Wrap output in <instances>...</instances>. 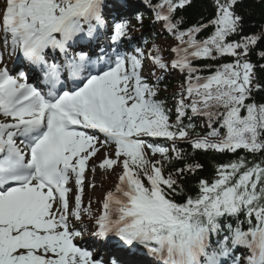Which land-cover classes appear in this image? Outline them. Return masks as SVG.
Returning <instances> with one entry per match:
<instances>
[{
	"label": "snow or ice",
	"instance_id": "6c2138e0",
	"mask_svg": "<svg viewBox=\"0 0 264 264\" xmlns=\"http://www.w3.org/2000/svg\"><path fill=\"white\" fill-rule=\"evenodd\" d=\"M198 2L141 0L173 41L146 52L125 50L129 10L144 21L133 0H0V264H264V64L251 60L264 0H212L210 18ZM245 3L261 6L258 33L244 34ZM172 71L169 108L157 97ZM181 142L235 158L187 193L203 165ZM117 168L114 188L88 194Z\"/></svg>",
	"mask_w": 264,
	"mask_h": 264
},
{
	"label": "trees",
	"instance_id": "16d2710c",
	"mask_svg": "<svg viewBox=\"0 0 264 264\" xmlns=\"http://www.w3.org/2000/svg\"><path fill=\"white\" fill-rule=\"evenodd\" d=\"M245 8L252 7L254 9V14L250 18L245 19V27H244V34H255L260 31L259 25L261 24V6L259 4L255 5H249L248 3H245L244 5ZM190 12L192 10H189ZM196 13L202 14L206 17H211L214 9L212 6V0H199L197 7L195 9ZM147 25V24H145ZM258 51H264V40L260 41V44L256 46V48L253 50V54L251 56V60L254 63L257 64H264V60L259 59V57L256 55ZM230 57H224L220 60L217 61H207V60H201L199 61V64H212L213 67L216 64H220L222 62H227L230 60ZM258 76L260 78V82L264 83V72H260L259 68L257 69ZM179 86L181 84V81L179 80ZM166 86V87H165ZM174 82L170 79H166L162 83V86L160 87V94L163 95L167 92H169L168 95H166L165 99L170 101L171 108L173 107V99H172V93L174 92L175 88ZM163 87V88H162ZM255 99L258 103L264 102V91H259L256 92L255 94ZM174 118V117H173ZM187 123V121H185ZM196 131L198 132V129L196 128ZM179 147L183 148L185 152L190 156V161H197L203 165V169L200 170L198 173L195 175L189 174L187 179L185 180V186H186V192L187 193H192L196 191L195 188V182L198 177H210L213 175L214 172V166L218 163H223L227 162L231 159H234L235 157L231 153H216L212 151H202V150H193L191 146L188 143H182L181 145H178ZM244 154L242 151H238L235 156H239ZM175 167H180V164H174ZM171 170V169H168ZM182 197H177V200H181Z\"/></svg>",
	"mask_w": 264,
	"mask_h": 264
},
{
	"label": "rangeland",
	"instance_id": "374dc122",
	"mask_svg": "<svg viewBox=\"0 0 264 264\" xmlns=\"http://www.w3.org/2000/svg\"><path fill=\"white\" fill-rule=\"evenodd\" d=\"M168 43H171V42L168 41ZM145 66H147V63H145ZM144 70H146V69H144ZM99 158H102V153H101L100 157H98L97 159H99ZM120 171H121V169L117 168L115 173H111V174L107 175L106 178H102L103 173H100L99 175H97L95 177L97 187L94 190H86V191L88 192L89 195H93L95 199H101L102 198V196H101L102 192H106L107 190L114 188V185L117 182L116 173H119ZM89 176H91V173H89ZM87 202H88V195H86L84 198L85 205H87ZM98 208H99L98 204H93L94 211L97 210Z\"/></svg>",
	"mask_w": 264,
	"mask_h": 264
}]
</instances>
